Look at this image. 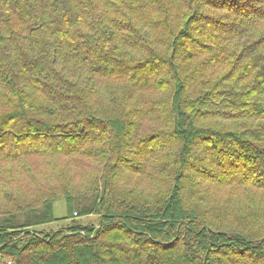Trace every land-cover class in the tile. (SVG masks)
<instances>
[{
	"label": "trees",
	"instance_id": "16d2710c",
	"mask_svg": "<svg viewBox=\"0 0 264 264\" xmlns=\"http://www.w3.org/2000/svg\"><path fill=\"white\" fill-rule=\"evenodd\" d=\"M0 264H264V0H0Z\"/></svg>",
	"mask_w": 264,
	"mask_h": 264
},
{
	"label": "rangeland",
	"instance_id": "374dc122",
	"mask_svg": "<svg viewBox=\"0 0 264 264\" xmlns=\"http://www.w3.org/2000/svg\"><path fill=\"white\" fill-rule=\"evenodd\" d=\"M53 214L55 218L57 219L55 222H53V224L47 225L48 228L53 229V230H58L59 228L67 224V220L64 219L65 217L64 201L62 200L57 201L53 204Z\"/></svg>",
	"mask_w": 264,
	"mask_h": 264
}]
</instances>
